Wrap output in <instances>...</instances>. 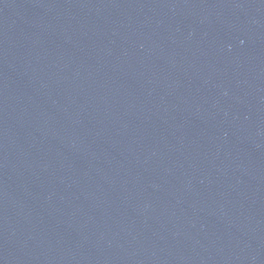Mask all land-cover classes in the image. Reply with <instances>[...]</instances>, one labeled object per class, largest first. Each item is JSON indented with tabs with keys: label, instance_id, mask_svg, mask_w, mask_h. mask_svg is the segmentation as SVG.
<instances>
[{
	"label": "water",
	"instance_id": "obj_1",
	"mask_svg": "<svg viewBox=\"0 0 264 264\" xmlns=\"http://www.w3.org/2000/svg\"><path fill=\"white\" fill-rule=\"evenodd\" d=\"M0 264H264V187L120 165L0 128Z\"/></svg>",
	"mask_w": 264,
	"mask_h": 264
}]
</instances>
